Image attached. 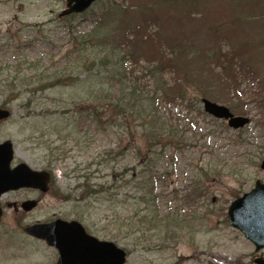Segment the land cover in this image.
I'll use <instances>...</instances> for the list:
<instances>
[{
	"label": "rangeland",
	"instance_id": "374dc122",
	"mask_svg": "<svg viewBox=\"0 0 264 264\" xmlns=\"http://www.w3.org/2000/svg\"><path fill=\"white\" fill-rule=\"evenodd\" d=\"M222 2L99 0L82 14L59 18L65 0H0V107L10 113L0 123V143H12L15 163L50 173L44 194L0 197V264H55L56 251L23 229L56 219L114 242L126 251V264L264 260V250L256 252L227 221L230 204L256 181L264 184V80L251 77L247 63L239 69L236 56L244 49L243 57L264 75V0ZM93 31L95 39L106 37L107 47L86 37ZM121 47L135 64L130 56L122 60ZM158 63L165 65L168 102L154 114L177 148L153 150L152 168L160 176L154 191L160 214L175 220L169 232L164 222H152L136 239L126 230L134 224L127 219L138 195L124 182L141 171L132 153L143 154L147 141L138 123L126 125L124 113L110 105L130 104L137 87L139 105L153 107L147 69ZM224 66L236 73L234 82L222 81ZM202 99L250 123L231 129L203 112ZM129 182L128 189L135 187ZM94 184L105 188L103 195L86 193ZM24 198L37 200L34 210L15 207ZM135 207L142 215L143 205Z\"/></svg>",
	"mask_w": 264,
	"mask_h": 264
},
{
	"label": "water",
	"instance_id": "95a60500",
	"mask_svg": "<svg viewBox=\"0 0 264 264\" xmlns=\"http://www.w3.org/2000/svg\"><path fill=\"white\" fill-rule=\"evenodd\" d=\"M97 0H65V9L59 17L79 14L87 10ZM203 112L218 120L227 121L229 128L237 130L249 123L245 117L234 116L228 108L209 100L202 101ZM9 113L0 109V121L8 118ZM13 159L12 144L5 141L0 144V196L11 190L33 188L46 191L48 175L35 172L21 164L10 169ZM264 171V158L260 163ZM36 206L34 201H26L21 208L28 212ZM0 209V217H1ZM227 219L231 228L243 234L253 244L255 251L264 250V184L256 181L253 189L234 200L228 210ZM33 238L43 240L49 247L56 249V264H125V252L111 242L99 241L86 234L77 222H65L60 219L49 223L33 224L24 229ZM255 264H264V260L255 259Z\"/></svg>",
	"mask_w": 264,
	"mask_h": 264
},
{
	"label": "trees",
	"instance_id": "16d2710c",
	"mask_svg": "<svg viewBox=\"0 0 264 264\" xmlns=\"http://www.w3.org/2000/svg\"><path fill=\"white\" fill-rule=\"evenodd\" d=\"M217 3L218 2H222V0H214ZM176 3V2H175ZM223 3V2H222ZM172 7V6H171ZM110 12L113 13L114 16H116V10L112 11L110 10ZM237 24H241V21H239ZM247 30V29H246ZM245 31V30H242ZM95 31H93L91 33V35H87L86 37H93V39H95V35H94ZM96 38L95 40H97V43H95L96 46H100L102 45L104 48L107 47V45L105 44V42L107 43V41H105L106 37L105 36H99L100 34H96ZM99 36V37H98ZM126 37V36H125ZM84 38V43L87 42L86 40H88ZM124 38V36H123ZM126 42V41H125ZM115 47V46H114ZM125 47H121L120 50L123 52L121 53L122 56V60H125L124 57L125 56H130V58H132V63L135 64V60L132 57V54L130 55L128 53V51L125 52V49H123ZM104 49L102 51V54L104 55ZM245 50L242 49L241 50V57H239L238 55H236L238 57V62L239 63V69L244 70V64L247 63L248 66H250V68H245V71L248 72L250 74L251 77L258 79L259 81L264 80V75L260 72H258L257 70H255L250 64L249 62H247V60H250L251 58H246L243 57ZM176 53H178V51L176 50V52L174 54H172V56H175ZM185 54H188V52H186ZM227 57L229 58L230 56L227 55ZM126 62V61H125ZM229 63V62H228ZM170 66V65H168ZM216 66H223L222 64L216 63ZM156 69H147V72H149V75L152 77L154 83H153V92H152V96L150 97V99H152V106L153 107H148L146 109V105H144L143 107L141 105H139V94H136V90L137 87H134L133 90L131 91V93H129L130 95L134 96V98L132 99L131 103L129 104V99L127 101H125V105L121 106L120 104H115V105H110L111 107V111H116L117 114H122L124 113V120H125V124L126 125H131L134 126L135 123H138V126L136 127V129L138 130V132H140L141 135H144L147 141V145H146V151L143 152V154H140L139 151L137 150L136 154L132 153V158H133V162L138 163L139 166L141 167L136 173V175L134 177H129L128 180H126L124 182L125 184V189L126 191L129 193L132 192L133 190H135V196L138 195V197L134 200V204L130 205L129 211L131 212V215H128V219L130 222L131 220L134 221V224L130 227L128 225V228L126 230V232L128 234H132L133 236H135V238H139L141 235L144 234L143 229H146L147 226H149L152 222H164V231L165 232H169V226L171 225V223H174V218L169 220L168 216L163 217V215L160 214V212L157 209V204L156 202L158 201V195L155 194V185L158 182V180L160 179V176H158L152 168V165L154 164L155 160H156V155L153 152L154 149H159V150H164L165 148L174 150L177 148L176 144H173L172 139L173 136H168V133L166 132V129H164L163 127H161L162 122L161 119L155 115V110L158 108V106H160L161 103L166 104L168 102V89L166 90V88H168V85H166L167 83L165 82V78H163L162 76V72L165 69V65H162L160 63L156 64V66L154 67ZM221 70L224 72V74L226 75L224 78H221L223 82L228 83L227 78L230 77L233 79V82L236 80V73L234 72V70L230 71V68L228 66H224L221 68ZM168 72V69L165 70V73ZM257 74H256V73ZM151 79V78H150ZM117 82L119 83V78L117 80ZM136 86V85H135ZM142 90V88H140ZM128 93L125 94L129 95ZM175 99V97L172 99V101ZM93 108L91 111L96 114V105L97 102L93 101ZM149 105V104H147ZM151 105V104H150ZM149 105V106H150ZM108 106V105H105ZM149 109V110H148ZM82 113H89V111L87 112H82ZM71 133H69L68 137H71ZM168 136V138H167ZM165 140H170L171 141V145L167 146L164 144ZM76 144H78V142H76ZM59 150V149H58ZM141 157V158H140ZM136 169H132V173H134ZM123 176V175H122ZM126 178V177H125ZM85 179L88 181V179L85 177ZM129 179L133 182L135 187H132L131 189L127 188V185L130 183ZM108 187L111 186V184H114L113 179L110 180L109 182H107ZM83 187V186H82ZM113 187V186H112ZM85 189V187H83ZM88 189V190H87ZM100 190V195H103L105 192V188L102 187V185L98 184H94L91 187H86V193L88 194H95L96 190ZM112 188L110 187V190ZM126 192V193H127ZM191 193L188 194V196ZM139 205H143L142 208V212L143 214L140 215L139 214V209L138 207L135 206H139ZM178 222L176 223V228H178ZM143 227V228H142ZM138 228V229H137ZM172 229V228H170ZM147 230V229H146ZM105 238L108 239H114V240H119L118 237L116 235H110L107 234L105 235ZM126 245H128V242H125ZM129 246V245H128Z\"/></svg>",
	"mask_w": 264,
	"mask_h": 264
},
{
	"label": "flooded vegetation",
	"instance_id": "af4514ba",
	"mask_svg": "<svg viewBox=\"0 0 264 264\" xmlns=\"http://www.w3.org/2000/svg\"><path fill=\"white\" fill-rule=\"evenodd\" d=\"M18 164H20V163H15V162H13V166H16V165H18ZM34 170H42V169H40V168H38V169H34ZM44 170V169H43ZM8 193H27V194H30V193H38L36 190H33V189H19V190H16V191H11V192H8ZM27 200H30L29 198H24L23 200H21V201H19L16 205H15V207L16 206H20V204L22 203V202H24V201H27Z\"/></svg>",
	"mask_w": 264,
	"mask_h": 264
}]
</instances>
